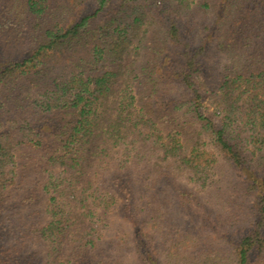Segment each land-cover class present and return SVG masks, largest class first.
Wrapping results in <instances>:
<instances>
[{"label":"trees","instance_id":"obj_1","mask_svg":"<svg viewBox=\"0 0 264 264\" xmlns=\"http://www.w3.org/2000/svg\"><path fill=\"white\" fill-rule=\"evenodd\" d=\"M0 264H264V0H0Z\"/></svg>","mask_w":264,"mask_h":264},{"label":"rangeland","instance_id":"obj_2","mask_svg":"<svg viewBox=\"0 0 264 264\" xmlns=\"http://www.w3.org/2000/svg\"><path fill=\"white\" fill-rule=\"evenodd\" d=\"M23 212L22 209H14L11 213H9L8 215H14V216H17V215H20L21 213ZM236 232V230L234 231H231V234L234 235Z\"/></svg>","mask_w":264,"mask_h":264}]
</instances>
